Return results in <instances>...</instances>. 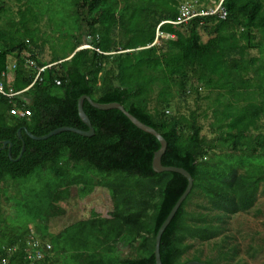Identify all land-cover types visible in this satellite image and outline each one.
Instances as JSON below:
<instances>
[{"label":"trees","instance_id":"16d2710c","mask_svg":"<svg viewBox=\"0 0 264 264\" xmlns=\"http://www.w3.org/2000/svg\"><path fill=\"white\" fill-rule=\"evenodd\" d=\"M220 1L224 20L207 15L164 24L160 30L174 39L154 44L158 24L175 21L184 3L205 11ZM3 3L0 80L8 57L16 60L14 93L45 67L29 90L10 100L0 96V148L3 142L11 146L10 158L8 146L0 149V199L15 207L8 220L0 205L4 264H155L156 233L187 186L179 174L153 172L158 141L121 112L99 111L86 101L93 137L64 132L33 141L26 135L42 137L63 127L87 131L77 112L82 96L117 103L155 130L167 144L161 165L192 178L161 236V264L230 261L223 245H213L214 257L193 246L222 237L233 216L254 207L264 184V0ZM84 45L91 48L79 49ZM12 108L29 116H11ZM10 186L14 194L7 196ZM79 187L105 191L111 216L49 233V220L65 213L59 203ZM37 240L49 243L51 254L31 263L28 242Z\"/></svg>","mask_w":264,"mask_h":264},{"label":"rangeland","instance_id":"374dc122","mask_svg":"<svg viewBox=\"0 0 264 264\" xmlns=\"http://www.w3.org/2000/svg\"><path fill=\"white\" fill-rule=\"evenodd\" d=\"M2 3L3 0H0V5ZM11 6V9L15 12L17 8L14 5ZM194 7L196 9L201 8L197 5H194ZM55 38L53 41L56 43ZM203 40H206V38L203 37ZM62 45L58 47L59 52ZM50 56L51 51L49 45L46 44L43 58L48 61ZM11 186L8 189L7 196L14 194ZM196 202V200L193 201V205L189 207L190 210H195L194 203ZM0 205L4 216L8 217V220L15 218V207L12 200H6V197L2 195ZM59 206L65 213L63 216L49 220L48 231L51 234H56L66 226L79 220L108 218L111 216L112 211L107 193L99 187L72 188L70 198L65 203H59ZM16 215H19L17 211ZM29 228L32 227L29 226ZM37 242L39 244L44 243L41 240H37ZM214 244L223 245L224 252H229L232 257L230 261L224 264H264V184H261L257 202L248 213H239L233 216L228 221L226 231L222 237L201 245L195 243L193 250L201 249L204 256L214 257L217 254V249L213 250Z\"/></svg>","mask_w":264,"mask_h":264},{"label":"water","instance_id":"95a60500","mask_svg":"<svg viewBox=\"0 0 264 264\" xmlns=\"http://www.w3.org/2000/svg\"><path fill=\"white\" fill-rule=\"evenodd\" d=\"M80 49V48H79ZM86 101L88 102V104L93 107L96 110L99 111H109V110H117L119 112H121L127 119L128 121H130V123L136 127L138 130L153 136L159 143V150L157 152H155L153 159H152V170L153 172L160 174L163 172H169V173H175V174H179L181 175L187 182V186L186 189L184 190V192L182 193V195L179 197V199L177 200V202L174 204V206L172 207L171 211L169 212V214L167 215V217L165 218V220L163 221V223L161 224V226L159 227L156 236H155V245H154V259H155V264H161L160 262V257H159V244H160V239L162 234L164 233V231L166 230V228L169 226L170 222L172 221V219L175 217L178 209L180 208L181 204L184 202V200L186 199V197L188 196L191 188H192V178L191 176L183 169L180 168H175V167H164L161 165V157L163 156L167 144L165 142V140L152 128L142 124L140 121H138L137 119H135L133 116H131L129 113H127L123 107L117 103H112V104H106V105H101V104H97L94 103L93 101H91V99L87 96H82L78 99L77 102V112H78V117L81 120V122L84 124V126L87 128V131H81V130H76L73 128H67V127H63V128H58L53 130L52 132L48 133L45 136L42 137H35L32 136L29 133H26V135L33 141H43L46 140L52 136L58 135L60 133H64V132H69V133H74L76 135H79L81 137H85V138H91L94 135V130L91 126V123L89 121V119L87 118V116L85 115V113L83 112V102ZM18 138L20 139V132H18ZM6 146H8V157L10 158V144L8 142H3L2 143V147L0 148L1 150H3ZM24 151V144L22 143V151L21 154ZM186 264H206L203 262H197V261H190Z\"/></svg>","mask_w":264,"mask_h":264},{"label":"built area","instance_id":"2783aa9c","mask_svg":"<svg viewBox=\"0 0 264 264\" xmlns=\"http://www.w3.org/2000/svg\"><path fill=\"white\" fill-rule=\"evenodd\" d=\"M196 6V5H195ZM209 9V8H208ZM197 10L194 5L192 3H184L181 7H180V13H179V17L175 20V21H163L161 23L158 24V26L156 27L155 30V38H154V44H157L159 42L162 41H167V40H172L174 39V35L172 34H166L163 33L160 28L161 26H163L164 24H169V25H173V26H178L181 24H186L188 23L190 20L196 18V17H202V16H217L218 19L224 20L226 17V12L224 11V9L222 8V1H220L218 4L213 5V7H211L209 10ZM91 47H89L88 45H84L82 47H80V49H90ZM24 58L27 57V55L23 54L22 55ZM28 65L30 67H33L34 64L32 61H28ZM16 69V60L13 57H8L7 58V64H6V68L4 70V72L1 74V80H0V96H3L4 98L7 99H13L14 97L24 93L25 91L29 90L30 87L36 82V80L39 77V74L43 72V70L45 69V67L40 68L37 70V73L35 75V78L33 80V82L24 90L20 91V92H12V90L10 89V85L13 79V73ZM56 85H59V82L56 81ZM9 114L11 116H14L16 118H25L29 116V111L28 110H23V109H19V108H12L11 110H9ZM29 246H30V253L27 256V260L29 262H35L37 260L42 259L45 255H50V251H51V246L48 243H45L44 245L39 244V242L37 241H33V242H28ZM41 245V246H40ZM0 262L2 264L5 263L4 259H0Z\"/></svg>","mask_w":264,"mask_h":264}]
</instances>
